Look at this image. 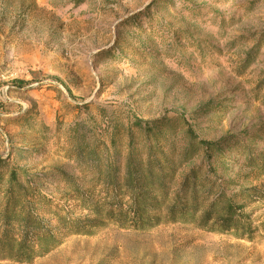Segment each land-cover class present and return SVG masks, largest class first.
I'll list each match as a JSON object with an SVG mask.
<instances>
[{"label":"rangeland","instance_id":"obj_1","mask_svg":"<svg viewBox=\"0 0 264 264\" xmlns=\"http://www.w3.org/2000/svg\"><path fill=\"white\" fill-rule=\"evenodd\" d=\"M136 119L221 143L211 166L230 194L255 195L254 240L182 223L61 228L60 215L94 218L67 190L82 177L69 135ZM0 157L36 176L60 241L0 264H264V0H0Z\"/></svg>","mask_w":264,"mask_h":264},{"label":"trees","instance_id":"obj_2","mask_svg":"<svg viewBox=\"0 0 264 264\" xmlns=\"http://www.w3.org/2000/svg\"><path fill=\"white\" fill-rule=\"evenodd\" d=\"M115 127L112 133L109 128L96 132L78 123L69 135V158L80 166L82 177L67 178V190L94 218L83 223L73 217L68 225V218L53 213L61 228H79L85 234L89 231L81 226L93 228L105 220L138 231L182 223L236 239H255L260 226L245 213L243 202L255 195L243 188L230 194L228 187L235 184L211 166V151H218L220 142L200 139L190 127L181 136L174 123L162 120L136 119L128 129ZM197 158L202 161L199 166L193 164ZM8 160L0 157V260L31 263L60 241L41 217L47 198L36 176L10 166ZM247 160L258 163L252 154Z\"/></svg>","mask_w":264,"mask_h":264}]
</instances>
